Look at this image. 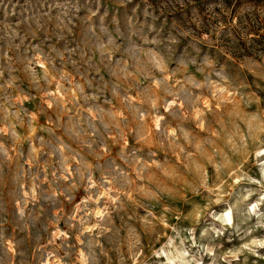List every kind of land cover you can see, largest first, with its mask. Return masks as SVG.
<instances>
[{"label": "rangeland", "instance_id": "1", "mask_svg": "<svg viewBox=\"0 0 264 264\" xmlns=\"http://www.w3.org/2000/svg\"><path fill=\"white\" fill-rule=\"evenodd\" d=\"M190 3L0 0V264H264V0Z\"/></svg>", "mask_w": 264, "mask_h": 264}, {"label": "trees", "instance_id": "2", "mask_svg": "<svg viewBox=\"0 0 264 264\" xmlns=\"http://www.w3.org/2000/svg\"><path fill=\"white\" fill-rule=\"evenodd\" d=\"M193 1H194V3H190L189 7L192 6L193 4H195L196 7L201 11V10H203L204 6L206 5L205 2L207 0H193Z\"/></svg>", "mask_w": 264, "mask_h": 264}, {"label": "bare ground", "instance_id": "3", "mask_svg": "<svg viewBox=\"0 0 264 264\" xmlns=\"http://www.w3.org/2000/svg\"><path fill=\"white\" fill-rule=\"evenodd\" d=\"M226 218H227L228 220H231V212H230V210H227V211H226Z\"/></svg>", "mask_w": 264, "mask_h": 264}]
</instances>
